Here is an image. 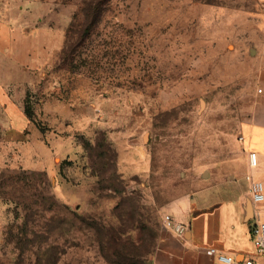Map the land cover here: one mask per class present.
<instances>
[{"label":"rangeland","instance_id":"1","mask_svg":"<svg viewBox=\"0 0 264 264\" xmlns=\"http://www.w3.org/2000/svg\"><path fill=\"white\" fill-rule=\"evenodd\" d=\"M36 1L60 40L0 106V264H153L169 206L243 173L264 0Z\"/></svg>","mask_w":264,"mask_h":264},{"label":"crops","instance_id":"2","mask_svg":"<svg viewBox=\"0 0 264 264\" xmlns=\"http://www.w3.org/2000/svg\"><path fill=\"white\" fill-rule=\"evenodd\" d=\"M15 2L18 0L0 12V106L7 107L12 117L18 106L8 87L17 83L18 73L33 68L40 53L60 40L53 36L57 29L34 25L35 9L43 2L22 0L18 7ZM241 134L245 166L240 179L219 187L206 185L170 205L156 238L153 264H231L219 254L238 261L253 258L255 264H264V255L257 252L251 234L255 218L264 220V203L253 202L250 192L252 179H264L259 165L250 162V152L256 151L259 164L264 165L263 104L253 120L243 123ZM166 215L185 226L182 236L166 226ZM211 247L217 249L216 254L208 253Z\"/></svg>","mask_w":264,"mask_h":264},{"label":"built area","instance_id":"3","mask_svg":"<svg viewBox=\"0 0 264 264\" xmlns=\"http://www.w3.org/2000/svg\"><path fill=\"white\" fill-rule=\"evenodd\" d=\"M250 162L252 166L259 165L258 153L256 151L250 152ZM250 178V177H249ZM250 192L253 202L264 203V179H252ZM255 222L252 224L251 234L253 243L257 249V252L264 255V220L255 218ZM165 224L172 231L176 232L178 235L182 236L185 231V226L174 220L170 215L165 216ZM217 249L211 247L208 250L209 254H216ZM220 259L229 262L231 264H255L253 258H246L244 260L238 261L232 256L225 254H219Z\"/></svg>","mask_w":264,"mask_h":264}]
</instances>
